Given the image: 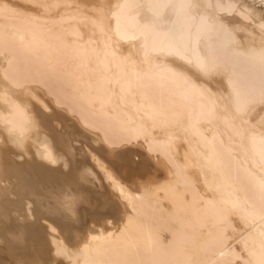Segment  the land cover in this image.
Segmentation results:
<instances>
[{
    "label": "bare ground",
    "instance_id": "6f19581e",
    "mask_svg": "<svg viewBox=\"0 0 264 264\" xmlns=\"http://www.w3.org/2000/svg\"><path fill=\"white\" fill-rule=\"evenodd\" d=\"M263 90L264 0H0V264H264Z\"/></svg>",
    "mask_w": 264,
    "mask_h": 264
},
{
    "label": "rangeland",
    "instance_id": "374dc122",
    "mask_svg": "<svg viewBox=\"0 0 264 264\" xmlns=\"http://www.w3.org/2000/svg\"><path fill=\"white\" fill-rule=\"evenodd\" d=\"M57 6H59L58 7V9L59 8H62L64 5H61V4H59V5H57ZM234 13H232L231 14V16L233 15ZM234 16V15H233ZM64 19H66L65 20V22H73L74 21V18L73 17H70V16H68V18L66 17H63ZM63 18L61 17H58V18H56V19H54L55 21H61V22H63L64 20H63ZM58 19H60V20H58ZM68 20V21H67ZM137 39H134V40H132L131 42H135ZM221 48V49H220ZM134 49V51L133 52H135V48H133ZM216 51L217 50H219L221 53H219L218 55H220V56H224V55H227L226 53H225V50H224V47H218L217 49H215ZM219 51H217V52H219ZM222 51H224V53L222 52ZM217 54V53H216ZM232 64L231 63H229V65L228 66H231ZM218 72V73H217ZM217 72H214V73H216V75H220L223 71H217ZM243 83V82H242ZM160 87H162V86H160ZM160 87L158 86V89L159 90H157V88L155 89V90H157L156 92L158 93H161L162 92V94H163V91H161V89H160ZM165 90H167L168 91V89H165ZM161 91V92H160ZM155 92V93H156ZM247 93V90L245 91L244 90V93ZM165 93H166V91H165ZM245 93V94H246ZM253 94H255L254 92H252ZM262 93H264V90H263V92ZM168 94V93H167ZM253 94H251V95H253ZM257 94H260L259 92L257 93ZM163 95H166V94H163ZM162 95V96H163ZM257 95L255 94L253 97H251L250 98V95H248L247 97L248 98H250V99H248V100H246V102H245V104H244V109L246 110H244V112H246L245 114H246V118L244 117L243 118V120H241L240 121V123H242V124H244V125H250V124H252V123H254L255 121V123L256 124H258V125H260L261 126V123L262 124H264V94H260V97L258 96V97H256ZM164 97H167V96H164ZM163 97V98H164ZM254 98V99H253ZM167 99V98H166ZM191 102H193V100H191ZM259 107V108H258ZM261 108V110L263 111H260L259 109ZM257 110V111H256ZM260 111V113L258 114V112ZM257 114H256V113ZM254 115H257V118L254 116ZM258 115H260V116H258ZM252 117V118H251ZM256 118V119H255ZM255 119V120H254ZM263 126V125H262ZM95 143V142H94ZM135 143H137V142H135ZM135 143H133V145H132V143H130V145L128 144V146H130V147H134V145H135V147L134 148H138V149H140V150H144L143 149V147L142 146H140V144H139V141H138V144H135ZM95 144H97V143H95ZM142 147V148H141ZM87 148V147H86ZM85 148V151H86V154L89 156H91V154H90V152H89V150H87ZM89 153H88V152ZM225 155H227V156H229V154H227V153H225L226 152V150H223L222 151ZM228 152V151H227ZM229 153V152H228ZM89 156V158H90V160H91V162H92V159H91V157ZM159 156V155H158ZM158 156H156V157H158ZM93 158V157H92ZM235 160V159H234ZM153 161H155V159H153ZM156 161H158V159L156 160ZM236 162H237V159L235 160ZM234 161V162H235ZM235 162V165L237 164L238 165V163H236ZM92 163H94V165H95V160H93V162ZM95 167H96V169L99 171V173H100V175H101V177H102V179H103V182H104V184L106 185V187L108 188V190H110V188H109V184H108V182L110 181V180H108L107 178H106V176H105V178L107 179V181H106V179L104 178V176L101 174V173H104L103 172V170L104 169H102V167H100L101 168V170H102V172L97 168V167H99V166H97V165H95ZM243 176V175H242ZM247 183V182H246ZM249 187V184L247 185V186H245V188H246V190H248V192H250L252 189V193H253V191L255 190L254 188L255 187H253V188H251V185H250V187ZM114 198H116V197H114ZM44 224H47V223H45V222H43ZM229 230H231V229H229ZM228 230V231H229ZM231 231H234L235 232V230H231ZM231 231H229L228 233H230L229 235H231V234H233ZM238 231V230H237ZM235 233H237V232H235ZM63 256V257H62ZM62 258V259H61ZM58 261L60 262V261H63V262H65V258H64V255L62 254V255H60L59 257H58ZM57 261V262H58Z\"/></svg>",
    "mask_w": 264,
    "mask_h": 264
}]
</instances>
